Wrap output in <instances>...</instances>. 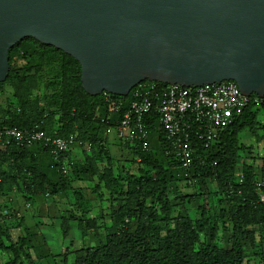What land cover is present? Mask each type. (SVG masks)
Listing matches in <instances>:
<instances>
[{
	"label": "rangeland",
	"instance_id": "rangeland-1",
	"mask_svg": "<svg viewBox=\"0 0 264 264\" xmlns=\"http://www.w3.org/2000/svg\"><path fill=\"white\" fill-rule=\"evenodd\" d=\"M28 39L21 42L30 43L35 60H23L20 75L1 87L0 116L7 118L20 108L21 116L33 118L45 108L61 113L76 101L80 104L75 95L79 67L56 52L53 55L59 54L61 62L42 66L40 43ZM53 94L51 102L57 105H46ZM253 113L251 124L238 135L232 176L222 179L211 168L197 169V185L188 184L178 166L157 148L145 156L123 149L115 137L108 142L97 139L89 150H76L61 175L46 171L45 162L33 160L28 152L19 169L14 168L9 185L0 181V264H76L86 258V249L106 243L109 236L117 235L124 244L129 243L137 229L136 211L150 202L161 208L163 201L169 206L170 219L183 217L205 226L197 233L199 242L230 250L228 195L243 186L246 200L238 207L260 205L254 214L260 221L264 216L263 204L251 198L258 185L264 188V103ZM50 123L54 130L60 126L58 118ZM5 168L0 164L4 174ZM35 189L40 191L34 193ZM128 205L126 213L131 217L121 221L119 215ZM156 226L160 235H165V222ZM245 231V264H264V222L247 226Z\"/></svg>",
	"mask_w": 264,
	"mask_h": 264
},
{
	"label": "water",
	"instance_id": "water-1",
	"mask_svg": "<svg viewBox=\"0 0 264 264\" xmlns=\"http://www.w3.org/2000/svg\"><path fill=\"white\" fill-rule=\"evenodd\" d=\"M25 38L75 60L89 96L233 82L264 99V0H0V83Z\"/></svg>",
	"mask_w": 264,
	"mask_h": 264
},
{
	"label": "trees",
	"instance_id": "trees-1",
	"mask_svg": "<svg viewBox=\"0 0 264 264\" xmlns=\"http://www.w3.org/2000/svg\"><path fill=\"white\" fill-rule=\"evenodd\" d=\"M28 40L34 41L32 39ZM22 42L17 43L8 52L9 72L6 80L0 83V89L8 84L9 79L17 78L20 75V70L23 69L25 64L22 62L23 60H25V62L35 60L30 54L32 53L31 51H33L29 49L30 43L27 42V44L22 45ZM19 46H22L20 50L17 49ZM38 50L39 59L45 61L41 63L44 67L53 62H61V58L58 57L60 54L73 61L80 69L79 64L75 60L62 53L60 50L42 44H40ZM55 52L59 54L54 56L53 54ZM75 92V95L79 97L80 104L77 103V101L75 104H72L71 106L74 109L68 106L60 113L59 109L55 108V110H49L45 108L39 116L25 119L21 116L23 114L22 110L16 108L14 112L9 113V115L7 114V118L0 116V131L10 128L30 131L37 128L38 131L55 138L75 137L78 142L89 143L91 145L90 148L94 146L97 139L108 142L109 138L104 136V132L106 124L111 125V121L107 119L105 120L106 124L101 123L100 117H98L108 116L106 109H104V97L109 96L113 99L122 98L106 93L99 96H89L82 89L80 79L78 80V87L75 89ZM54 95L55 94L46 99V105H54V102H51L55 97ZM123 100L125 101L124 98ZM263 103L264 99L260 107ZM78 104L79 106H77ZM255 109L258 108L250 105L232 125L224 129L220 134L219 142L211 152L201 149L198 151V156H195V165L192 172L197 180L196 185L200 183V176L194 173L197 169L203 171L211 168L214 170V174L222 179H229L232 176L236 167L235 152L238 145V135L251 124L254 117L253 111ZM119 116L120 114L114 115V120ZM56 118L59 119L60 126L54 130L50 122ZM148 129V151H142L137 145H128L123 149L134 150L135 152H139V154L143 153L145 156H150L152 149L157 148L165 159H171V161L175 163V161L172 160V155L167 152L170 149V143L167 142L163 131L158 125L149 126ZM117 144L122 147L120 143L117 142ZM2 149H4V152H2ZM2 149H0V164L5 165L6 170L4 174L0 169V181L7 185L11 182L10 178L14 179V174L12 173L14 168L19 169L18 165L21 162L23 163V159H27L28 152H31L30 156L33 157V160L42 164L45 162L46 171L61 175L68 165V158H70L76 150H85L80 147L73 148L72 151L61 156L62 161L59 163L56 162L50 154V149L44 145H35L31 148H20L14 144H9ZM200 160L204 162L203 166L200 164ZM212 161L217 162L216 166L212 165ZM177 168L180 170L179 166ZM11 174L12 176L9 177ZM4 175H6V177ZM258 186L254 193L251 192V198L256 200L258 204H263L264 206V202H261L259 198L260 194L264 195V188L261 185ZM39 191V189H35L33 192L37 193ZM132 194L135 197L137 196V193L134 191ZM245 196L246 192L243 186L240 187V190L237 189L234 194L228 195V201L231 204L230 222L232 226V246L230 250L219 249L205 241L199 242L197 233L200 231L203 232L205 228L204 225L191 222L183 217L170 219L169 206L166 202L163 201V204L160 205L162 206L161 208H159V205H155L154 202H150L148 206H143L136 211V214H138L137 229L133 233L129 243L124 244L117 235L109 236L108 241L104 244H100L101 246L99 245L86 249V258L76 264H245L242 247V239L246 232L245 229L247 226L264 222V216H262L263 219L260 221L254 214V209L262 208L260 205L256 206L248 203L245 204L246 206L244 205L241 208L238 207L246 200ZM128 208H130L129 205L122 210L123 215H119L121 221L123 218L131 217L126 213V209ZM161 221H164L168 227L165 235H160L158 227L156 226L157 223Z\"/></svg>",
	"mask_w": 264,
	"mask_h": 264
},
{
	"label": "built area",
	"instance_id": "built-area-1",
	"mask_svg": "<svg viewBox=\"0 0 264 264\" xmlns=\"http://www.w3.org/2000/svg\"><path fill=\"white\" fill-rule=\"evenodd\" d=\"M119 98L122 99L104 97L108 116L98 117L101 123L106 124L107 119L111 121V125L106 124L104 136L115 137L122 147L137 145L142 151H148V128L158 125L170 143L168 154L179 166L184 180L191 185L197 182L192 172L198 151L211 152L222 131L250 105L259 108L263 100L257 96H244L233 82L185 88L144 81L132 88L126 97ZM117 114L120 116L114 120L113 116ZM9 144L20 148L44 145L59 163L61 156L73 148L89 150L91 147L89 143L76 141L75 137L55 138L37 128L0 131V149ZM199 162L204 165L203 161ZM216 164L212 161L213 166ZM259 198L264 202L263 194Z\"/></svg>",
	"mask_w": 264,
	"mask_h": 264
},
{
	"label": "crops",
	"instance_id": "crops-1",
	"mask_svg": "<svg viewBox=\"0 0 264 264\" xmlns=\"http://www.w3.org/2000/svg\"><path fill=\"white\" fill-rule=\"evenodd\" d=\"M239 137V136H238ZM239 139V138H238Z\"/></svg>",
	"mask_w": 264,
	"mask_h": 264
}]
</instances>
